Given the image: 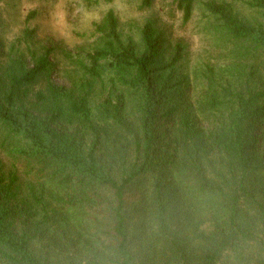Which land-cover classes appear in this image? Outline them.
Listing matches in <instances>:
<instances>
[{"label": "trees", "instance_id": "1", "mask_svg": "<svg viewBox=\"0 0 264 264\" xmlns=\"http://www.w3.org/2000/svg\"><path fill=\"white\" fill-rule=\"evenodd\" d=\"M174 1L189 22L197 0ZM243 1L264 16V0ZM202 5L231 62L206 65L199 105L179 75L183 45L165 60L151 21L142 47L125 42L113 9L95 24L106 47L86 54L102 90L103 70L121 87L98 111L54 86L31 106L50 51L11 75L0 134L39 184L26 192L18 167L6 175L0 165V264H264V22L230 2Z\"/></svg>", "mask_w": 264, "mask_h": 264}, {"label": "rangeland", "instance_id": "2", "mask_svg": "<svg viewBox=\"0 0 264 264\" xmlns=\"http://www.w3.org/2000/svg\"><path fill=\"white\" fill-rule=\"evenodd\" d=\"M197 0L192 19L185 23L183 11L174 0H154L152 7L142 8L138 0H93L87 5L83 0H0V93L11 88V75H20L32 68L33 54L42 56L51 52L50 70L29 88L27 101L36 100L38 92L51 96V87L65 88L72 92V99L86 95L92 106L98 111L107 97L121 92V87L110 83L111 73L103 70L106 88L102 90L100 82L86 71V54L104 49L106 41L96 32L95 24H101L107 10L113 9L119 19V31L122 39L133 40L142 47L141 31L151 21L160 37L165 60L174 54L177 45L184 47V58L180 64L179 75L190 85V98L194 106L203 101L207 91L204 72L206 65L221 69L227 66L231 58L226 57L227 38L221 37L219 23L204 11ZM226 1L234 5L241 16L250 21L264 22L259 10L250 8L243 0ZM35 18L27 22L30 13ZM31 34V35H30ZM108 61H105L104 66ZM118 86V87H117ZM20 90V91H19ZM23 92L24 88L17 92ZM134 98L130 95L127 104L132 107ZM42 105L34 102L31 106ZM216 121L207 117L201 126L211 128ZM0 134V165L6 175L18 167L19 184L28 192L32 184L38 185L35 174L22 160H17L10 146L3 143ZM26 167V168H24Z\"/></svg>", "mask_w": 264, "mask_h": 264}]
</instances>
